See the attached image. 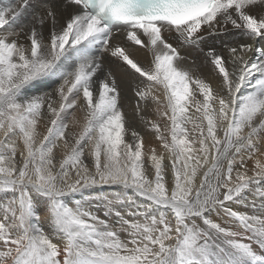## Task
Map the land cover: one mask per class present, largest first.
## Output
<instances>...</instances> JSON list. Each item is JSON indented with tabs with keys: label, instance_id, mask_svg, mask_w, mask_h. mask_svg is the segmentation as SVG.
Returning a JSON list of instances; mask_svg holds the SVG:
<instances>
[{
	"label": "snow or ice",
	"instance_id": "obj_1",
	"mask_svg": "<svg viewBox=\"0 0 264 264\" xmlns=\"http://www.w3.org/2000/svg\"><path fill=\"white\" fill-rule=\"evenodd\" d=\"M0 264H264V0L0 7Z\"/></svg>",
	"mask_w": 264,
	"mask_h": 264
},
{
	"label": "bare ground",
	"instance_id": "obj_2",
	"mask_svg": "<svg viewBox=\"0 0 264 264\" xmlns=\"http://www.w3.org/2000/svg\"><path fill=\"white\" fill-rule=\"evenodd\" d=\"M13 2H14V0H0V7L8 6L9 4H11ZM235 31L236 30L232 29L230 31V33L227 36H225V37L210 38V43H215V45L219 48L222 40L231 41L233 39H239V37L233 35L235 33ZM129 46H130V48H137V49L139 48V46H132L130 44V42H129ZM181 52H182L183 55H186V56L189 57V61H191L193 59H196L197 62H199V60L202 58L196 51H185V50L182 49ZM134 55L136 56L137 59H139L142 62L145 60V53L142 50L135 51ZM105 68H106V71H107L108 66L106 65ZM112 71H113V74L116 76L117 81L121 83L122 89H124V91H125L126 87H125V83L124 82L127 80V77L125 76L123 69L122 68H116L115 66H113L112 67ZM204 74L205 75L207 74V70H205ZM213 84H215V81H213ZM55 87H56V85L54 84L53 88H55ZM126 92H127V90L125 91V95L127 96V99H123L121 101V104H122V107L124 108L125 112H127V113H129L131 115L132 106H133L132 105V101H131V94L130 93H126ZM136 126L141 131V133L144 135L145 140H147V144H151V145H157L158 144V142L154 139V135L151 132L145 130L142 126H140L138 124ZM250 165H251V162H249V166ZM237 167H239V165H237ZM199 179H200V177L198 175L197 181H196L197 184H199ZM120 190L121 189H119L116 186L101 185V186H96L94 188L85 189L84 190V194H85V196L91 195V194H99V195H101V194L107 192L108 194H106V195H110V194L113 193V191L117 192V191H120ZM77 198H79V195H77ZM136 199H137V201H139L141 198L137 197ZM230 206L234 210H237V211H240V212H246V213L250 214L251 211H252L250 208L244 207L243 205H239V204H231ZM91 210L94 213L97 212V214H99V215H97V214L96 215L99 216V217H101V213H102V211H104L103 208H96V207H93ZM213 215L215 217H217L215 214H213ZM103 219L108 220L111 223L113 221L114 217H103ZM218 219H219V221H215V222L221 223V226H223V227H230L231 226V225H229L227 223H224V221L226 220V217H218ZM42 225L45 228V230L47 231L48 230L47 223H46V221L43 220V214H42Z\"/></svg>",
	"mask_w": 264,
	"mask_h": 264
},
{
	"label": "rangeland",
	"instance_id": "obj_3",
	"mask_svg": "<svg viewBox=\"0 0 264 264\" xmlns=\"http://www.w3.org/2000/svg\"><path fill=\"white\" fill-rule=\"evenodd\" d=\"M126 91V90H125ZM126 93H128V92H126ZM127 97V96H126ZM127 99V98H126ZM146 143H147V140H146ZM169 173V172H168ZM168 173H166V178L168 177V176H170V173L168 174ZM115 193V191H113V193L112 194H114ZM106 194H108L107 192H105V193H103V194H101V195H106ZM112 194H110V195H112ZM91 195H95V194H91ZM87 196H89V195H87ZM104 211H102V213H101V219H103V217H106L104 214ZM95 214H97V212H95ZM97 215H99V214H97ZM212 218H213V220L214 221H219V219H218V217H215L214 215L212 216ZM216 219V220H215Z\"/></svg>",
	"mask_w": 264,
	"mask_h": 264
}]
</instances>
